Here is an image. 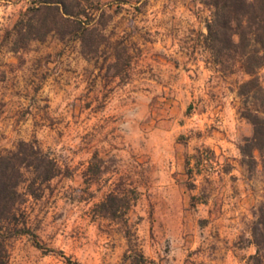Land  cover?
<instances>
[{
  "label": "rangeland",
  "instance_id": "obj_1",
  "mask_svg": "<svg viewBox=\"0 0 264 264\" xmlns=\"http://www.w3.org/2000/svg\"><path fill=\"white\" fill-rule=\"evenodd\" d=\"M32 1L0 0V150L34 141L61 173L25 197L30 232L8 240V264H264L251 258L264 169L239 150L252 132L237 94L247 76L212 64L210 9L91 0L104 40L85 57L54 34L11 49ZM111 189L131 205L104 216Z\"/></svg>",
  "mask_w": 264,
  "mask_h": 264
},
{
  "label": "trees",
  "instance_id": "obj_2",
  "mask_svg": "<svg viewBox=\"0 0 264 264\" xmlns=\"http://www.w3.org/2000/svg\"><path fill=\"white\" fill-rule=\"evenodd\" d=\"M199 1L210 9L204 45L215 69L224 75L240 69L247 76L237 84L240 116L252 128L251 135L239 144L242 163L264 169V86L258 74L264 66V0ZM98 9L91 0H33L16 23L11 49L54 34L61 41L76 39L80 53L91 56L104 40L105 11L101 9L96 18ZM93 161L94 157L87 171H92ZM60 173L57 159L34 141L18 140L12 148L0 150V264H8V240L30 232L22 209L25 197L39 196L43 185ZM130 201L124 191L111 189L97 206L102 215L110 216L121 209L127 211ZM252 237L256 250L251 258L260 263L264 257V200L257 207ZM64 257L69 264H78Z\"/></svg>",
  "mask_w": 264,
  "mask_h": 264
}]
</instances>
